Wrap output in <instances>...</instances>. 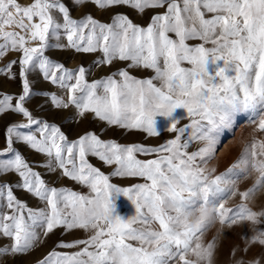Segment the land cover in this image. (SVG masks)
Returning <instances> with one entry per match:
<instances>
[{
  "label": "snow or ice",
  "instance_id": "obj_1",
  "mask_svg": "<svg viewBox=\"0 0 264 264\" xmlns=\"http://www.w3.org/2000/svg\"><path fill=\"white\" fill-rule=\"evenodd\" d=\"M72 3L76 7L91 3L101 12L127 6L140 16L148 9L164 11L141 26L122 13H114L110 23L88 13L75 19L62 0H33L28 5L0 0V59L9 51L20 53L18 60L0 67V75L15 79L13 67L18 65L23 84L18 96L2 95L0 116L11 112L27 120L6 126L0 176L15 172L20 177L15 187L47 205V209L29 208L14 195L10 182L0 181V239L12 241L0 246V257L34 249L41 242L38 228L46 238L63 227L65 232L82 229L92 234L87 239L56 242L37 264H175L177 260L182 264H214L215 238L207 244L201 238L217 218L222 226H231L238 220L259 223V217L264 216V211H252L246 204L233 209L222 202L237 195V180L248 178L251 172L257 173L256 180L251 188L239 192L241 199L264 189V140L254 137L241 157L214 178L210 176L215 168L206 171L204 167L215 156L219 133L231 128L238 114H248L255 130L264 133V0ZM61 35L67 44L50 43ZM190 40L201 43L190 46ZM208 44L212 47H206ZM65 48L84 54L102 53V59L94 62L97 66H110L117 59L131 63L89 83V68L81 65L71 70L45 55L46 50ZM134 67L155 74L139 79L129 74L128 69ZM37 70L45 81L68 93L67 100L56 93L38 94L48 97L55 108L74 106L80 118L91 113L94 120L108 126L143 131L149 137L161 134L155 118H171L178 108L186 110L191 123L178 127L184 117L170 119L167 130L178 134L159 147L121 145L103 140L93 131L69 141L60 127L37 119L25 106L33 94L28 74ZM117 76L119 80L114 78ZM196 141L204 146L189 152ZM18 142L48 158L40 167L50 172L59 168L62 177L87 187L89 194L49 186L14 148ZM137 153L158 155L141 160ZM88 155L106 166L115 165V170L105 174L89 163ZM110 176L142 178L145 182L118 187L110 182ZM114 193L132 201L134 216L124 219L114 215ZM197 213L191 222L190 217ZM138 223L140 227L134 226ZM256 243L264 246V230L250 238L249 244ZM81 245L73 253L56 251ZM234 264H264V256L250 261L236 259Z\"/></svg>",
  "mask_w": 264,
  "mask_h": 264
},
{
  "label": "rangeland",
  "instance_id": "obj_2",
  "mask_svg": "<svg viewBox=\"0 0 264 264\" xmlns=\"http://www.w3.org/2000/svg\"><path fill=\"white\" fill-rule=\"evenodd\" d=\"M18 2L28 5L32 3L33 0H18ZM62 2H64L70 8V14L73 18L79 19L88 13L97 20L104 23H110V18L114 13H122L128 15V17L134 23H137L141 26H147L152 15L155 13H162L164 11V9H148L144 12L143 16H140L136 11L127 6L113 7L108 11L101 12L95 7V5L91 3L76 7L72 3V0H62ZM54 15H56V18L62 22V17L58 13H54ZM61 32H63V30H61ZM171 35L173 38H175L174 34ZM50 43L67 44V41L66 38L61 35L58 41L53 38ZM187 43L190 46H194L201 42L198 40H190L187 41ZM206 47H212V45L208 44ZM62 54L65 55L63 56ZM45 55L55 62L62 63L66 68L71 70H76L81 65L89 68L90 73L86 75V79L89 83L96 79L106 77L117 69L127 68V66L131 63L130 61H119L117 59L110 66H97L94 62L98 59H102V53H77L70 48H65L63 50H46ZM19 57L20 53L18 52H7L5 57L0 59V67H4L9 61L18 60ZM211 67L213 66L210 65V68ZM128 71L131 76L139 79L151 78L155 74L153 70L135 67L129 68ZM13 72L17 74L15 79H9L4 75H0V98H2V95L5 93L12 94L14 96H18L22 93L23 84L21 78L18 75V65L13 67ZM28 78L31 82L33 94L31 98L25 102V106L37 119L54 123L60 127L61 131L67 136L69 141L78 139L79 136L88 131H93L99 134L101 139L106 141L113 140L121 145L138 143L147 147H159L167 140L175 138V136L178 134L175 132H169L167 130L170 119H181L184 117L179 121L178 127H183L191 123L192 118L187 117L186 110L183 108H178L174 111L171 118L162 116H157L155 118L157 130L161 133L155 137H149L145 132L139 130L129 131L118 128L117 126H108L106 122L94 120L93 114L91 113H87L83 118H80L77 115V109L74 106H70L67 109L55 108L48 97L38 93H56L65 100H67L68 93L66 90L60 89L57 86L52 85L50 82L45 81L38 70L30 72L28 74ZM114 78L118 80L120 79L118 76ZM155 83L157 86H159V81H155ZM196 118L198 119V117ZM11 123H27V120L22 115L12 114L11 112H7L6 114L0 116V151L6 147V126ZM204 123L206 124V122ZM255 129L256 125L249 122L248 114L241 113L236 116L235 123L231 128L223 129L219 133L220 142L217 146L214 158L210 160L206 166L202 165L206 167V171H210L211 169L215 168V172L211 173L210 178H214L216 175L224 173L230 165L235 163L241 157L245 147L252 142L254 137L257 140H264V133H260ZM32 130H35L34 126ZM37 137L39 138V133H37ZM202 146H204L203 142H193L188 151L191 152L198 150ZM14 148H16L22 154L26 162H28L30 166L33 167L34 171L41 173L42 178L45 179L49 186H54L57 188L65 187L81 194H89V189L87 187L72 181L70 178L62 177L61 170L59 168H56L54 172H50L48 169L40 167L39 165L45 163L48 159L44 154L37 153L23 142L15 143ZM136 155L138 159L148 160L157 158L158 154L152 153L149 155H143L137 153ZM86 158L88 159L89 163H91L94 167L100 168V170L105 174H110L115 170V165L106 166L102 161H99L97 157L88 155ZM241 167H243V165H241ZM256 177L257 173L251 172V175L248 178L237 180L235 185L237 189V195L228 198L226 201H222L224 202L225 207L236 209L239 205L246 204L247 207L252 211L258 213L264 211V189L257 191L255 195L251 196L247 200H242L239 195V192H243L253 186ZM0 181L10 182L14 187V195L20 201L26 203L29 208L47 209L46 202L40 201L27 191L15 187L16 183L20 181V177L15 172H9L0 176ZM110 182L114 183L118 187H131L132 185L143 183L145 181L142 178H121L110 176ZM114 204V215H119L124 219L135 215V206L123 195L117 196L114 200ZM211 207L212 206L209 205L210 210ZM197 216L198 213L194 214L192 217H190V221L195 222ZM134 226L140 227L141 225L138 223ZM152 227L156 228L158 225L153 224ZM259 230H264V216L259 217V223L238 220L236 224L231 226L228 224L222 226L219 223V219L217 218L206 229L201 239L204 244H207L212 242L215 238V252L213 257L214 264H234L236 259L243 258L245 261H250L257 257L264 256V246H261L258 243L249 244L250 238ZM37 231L40 233L41 242L37 243L34 249H32L27 254L4 255L0 257V264H37V261L42 259L47 255V253L53 250L56 242H72L77 239H87L88 236L92 234L91 231L85 232L82 229H75L65 232V229L60 227L55 229L52 234L45 238L43 236V229L38 228ZM11 243L12 241L8 238L0 239V246L10 245ZM81 247L83 246L81 245L80 247L76 248H57L56 251L61 253H73L79 251ZM245 247L248 248L247 252L243 251ZM233 250H235V256L232 255ZM189 258L194 259V257ZM175 264H182V262L177 260Z\"/></svg>",
  "mask_w": 264,
  "mask_h": 264
},
{
  "label": "clouds",
  "instance_id": "obj_3",
  "mask_svg": "<svg viewBox=\"0 0 264 264\" xmlns=\"http://www.w3.org/2000/svg\"><path fill=\"white\" fill-rule=\"evenodd\" d=\"M163 117V116H162ZM167 118V117H166ZM119 195H123L122 193H114V197L116 198L117 196H119ZM124 196V195H123ZM124 197H126L131 203H132V201L127 197V196H124ZM133 204V203H132ZM134 205V204H133ZM135 206V205H134Z\"/></svg>",
  "mask_w": 264,
  "mask_h": 264
},
{
  "label": "bare ground",
  "instance_id": "obj_4",
  "mask_svg": "<svg viewBox=\"0 0 264 264\" xmlns=\"http://www.w3.org/2000/svg\"><path fill=\"white\" fill-rule=\"evenodd\" d=\"M120 9H121V8H120ZM59 53H60V52H59ZM63 53H64V52H63ZM57 54H58V52H57ZM62 55H63V54H62ZM64 55H65V54H64ZM64 55H63V56H64ZM56 56H57V55H56ZM81 59H82V58H81ZM63 60H64V58H63ZM56 61H57V60H56ZM84 63H85V62H84ZM42 83H43V82H42ZM45 84H46V83H45ZM46 85H47V84H46ZM7 177H8V176H7Z\"/></svg>",
  "mask_w": 264,
  "mask_h": 264
}]
</instances>
